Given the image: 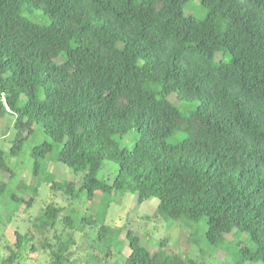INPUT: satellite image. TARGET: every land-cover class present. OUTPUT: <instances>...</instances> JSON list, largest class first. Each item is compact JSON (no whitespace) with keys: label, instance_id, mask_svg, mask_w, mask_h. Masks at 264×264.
I'll return each instance as SVG.
<instances>
[{"label":"trees","instance_id":"obj_1","mask_svg":"<svg viewBox=\"0 0 264 264\" xmlns=\"http://www.w3.org/2000/svg\"><path fill=\"white\" fill-rule=\"evenodd\" d=\"M32 9L47 21L28 18ZM6 113L8 156L34 133L47 137L30 146L35 185L14 187L32 195L12 193L14 202L31 206L42 182L71 200L99 193L103 212L113 193H136L138 204L155 197L164 220L203 219L208 244L246 233L252 245H239L235 264L264 263V0H0V119ZM130 131L133 146H120ZM105 160L117 166L112 180L97 177ZM50 162L80 178L57 181ZM0 171L14 175L2 150ZM60 221L72 233L97 223L51 201L33 230L15 233L2 264L51 247L42 233ZM98 226L109 239L114 229ZM126 237L124 264H197Z\"/></svg>","mask_w":264,"mask_h":264},{"label":"rangeland","instance_id":"obj_2","mask_svg":"<svg viewBox=\"0 0 264 264\" xmlns=\"http://www.w3.org/2000/svg\"><path fill=\"white\" fill-rule=\"evenodd\" d=\"M196 8L193 15L200 17L203 11L200 9L199 1L195 2ZM24 14L35 21L46 22V17L39 10H29ZM175 104L180 103L171 97ZM194 104L188 105L193 107ZM181 107V106H180ZM14 116L6 113L0 119V150L7 155V162L14 170L10 179L7 173L0 171V182H6L7 188L0 193V264L3 258L9 253L15 242V233L24 234L32 228L36 217L41 215L44 206L55 201L57 205L66 208V211L73 209L74 215H92L97 223L81 227L76 232L65 229L62 222H58L55 230L43 231V236L51 247L39 249L33 253L25 251L18 263L14 264H124L129 252L126 233L131 230L138 235L141 244L151 253L161 250L163 253L176 252L195 260L197 264H235V252L240 246L252 245L247 239L246 233L226 235L223 245L208 244L205 239L206 223L202 219L196 224H185L179 220H164L159 217L155 208L158 199L152 197L142 203H137L136 193H125L123 195L112 194L111 202L106 211L100 200L99 193H96L92 200L81 196L80 199L71 200L67 194L60 190L50 191L49 185L44 182L38 187L31 206L26 207L24 203L14 202L12 193L28 199L31 190L17 191L14 187L17 183L23 182L28 185H35L36 178L32 174L33 159L29 155L30 146L47 139L45 135L33 134L21 147L16 157L8 156L14 136ZM130 131L117 138L120 146L130 148L134 144ZM182 134L177 135L180 138ZM48 172L54 175L57 181H78L80 173L75 174L63 165L53 162L48 164ZM117 166L111 161H103L102 167L97 172V177L103 180H112L116 174ZM111 226L114 230L109 239H98V223ZM33 230V228H32ZM38 235V234H37ZM40 241V237L36 240ZM163 241V246L161 245ZM67 244L65 250L59 252L56 259L52 251L57 252L58 245ZM53 249V250H51ZM244 264H264L262 262H244Z\"/></svg>","mask_w":264,"mask_h":264}]
</instances>
